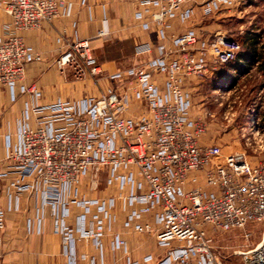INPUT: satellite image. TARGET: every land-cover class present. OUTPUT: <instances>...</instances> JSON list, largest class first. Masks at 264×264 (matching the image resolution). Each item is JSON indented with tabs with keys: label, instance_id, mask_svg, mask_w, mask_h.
<instances>
[{
	"label": "built area",
	"instance_id": "1",
	"mask_svg": "<svg viewBox=\"0 0 264 264\" xmlns=\"http://www.w3.org/2000/svg\"><path fill=\"white\" fill-rule=\"evenodd\" d=\"M139 2L156 7L152 16L164 37L165 19L175 14L187 19L196 2L208 14L246 0ZM0 6L10 16L0 36V87H6L12 98L17 90L33 98L25 104L14 138L7 135L5 140L7 169L0 175L14 173L16 179L7 190L6 206H0V226L6 211L17 209L18 194L28 190L40 194L49 206L64 243L72 240L75 230L101 250L102 237L111 234L112 247L127 252L125 237L112 232L113 210L120 200L123 227L152 234L158 245L167 247L155 264H227L215 253L204 226L227 230L264 221V159L251 164L241 151L223 155L218 144L202 143L207 122L191 115L185 82L236 60L239 40L219 32L200 38L185 30L172 35L171 48L159 55L107 73L89 39L77 38L60 49L55 67L71 79L90 77L98 85L105 78L111 84L98 94L40 104L36 84L22 82L26 63L38 55L18 31L38 28L68 12V7L61 0H0ZM135 17L142 18V10ZM142 25L148 27V22ZM149 51L147 42L135 45V54ZM156 74H162V83ZM227 87L220 90L222 116L231 119L234 103L224 98ZM132 98L140 102L138 113L131 112ZM255 129L254 136L264 135L263 127ZM101 170L108 191L98 197L81 196L83 182L88 189H97ZM69 204L82 210L74 227L66 223ZM68 254L67 264H73L74 255ZM242 254L251 264H264V236ZM2 259L0 239V264ZM144 260L151 261L152 256ZM128 263L137 264L130 259Z\"/></svg>",
	"mask_w": 264,
	"mask_h": 264
},
{
	"label": "crops",
	"instance_id": "2",
	"mask_svg": "<svg viewBox=\"0 0 264 264\" xmlns=\"http://www.w3.org/2000/svg\"><path fill=\"white\" fill-rule=\"evenodd\" d=\"M61 1L68 7V12L50 22H43L38 28L18 31L24 42L38 55L36 59L26 63L22 82L36 84L39 90L37 101L40 104L52 102L56 98L74 99L98 93L89 79L84 81L71 79L55 67L54 60L65 43L77 38H88L102 69L112 73L121 68L139 64L171 48V36L174 34L193 30L200 38L207 37L204 30H208L210 26H206L203 22L205 16L213 13L223 14L222 11L228 10L227 7H221L205 14L201 5L196 2L193 4L192 14L187 19H180L178 14L166 18L165 36L161 37L159 24L152 16L156 7L141 4L140 0ZM187 5L185 3L182 7ZM137 10H142V18L135 17ZM9 21L10 16L0 6V36L5 34L4 27ZM144 21L148 22V27H143ZM144 42L150 45V51L135 54V45ZM263 50L261 47L241 48L238 58L233 62L218 65L213 72L203 77L187 78L185 85L191 94V115L205 118L207 113L214 118L220 111V114H223L224 99L221 97L220 90L225 84L228 87L224 98L227 100L233 98L230 100L234 103L233 117L245 120L258 117L261 110H264V102L260 96H257L264 91V85L261 83L264 82V65L259 57ZM155 78L162 83V74H156ZM110 84L111 82L105 78L101 80V87ZM247 88H249L248 91ZM238 90H244V93L239 95ZM247 92L251 95L248 103ZM31 100L33 98L30 94L21 93L18 90L15 98H12L6 87H0V170L7 169V164L3 160L6 137L9 135L10 138H14L18 119L21 117L25 104ZM209 104L212 106L210 110ZM131 108L132 113H138L140 102L132 98ZM215 118L217 120V117ZM30 121L34 122L32 118ZM15 179L14 173L0 175L1 207L6 206L7 190L11 191V183ZM23 181H28V178ZM105 193L97 189L83 190L80 195L92 198ZM69 205L71 214L66 218V223L74 227L76 216L82 210L74 204ZM122 208V201L117 200L113 210L116 219L112 225V232L120 233L125 237L127 252H124L122 248L112 247L113 235L111 234L102 237L100 250L90 237H83L75 230L72 240L64 243L61 234L55 231L49 206L43 204L42 196L28 190L22 191L18 194L17 209L6 211L3 224L0 226L2 264H67L68 253L74 255L73 264H129L128 259L136 261L137 264H155L167 247L158 245L152 234L137 233L123 227L125 211ZM147 217L153 219L152 215ZM148 254L152 256L151 261L144 260Z\"/></svg>",
	"mask_w": 264,
	"mask_h": 264
},
{
	"label": "rangeland",
	"instance_id": "3",
	"mask_svg": "<svg viewBox=\"0 0 264 264\" xmlns=\"http://www.w3.org/2000/svg\"><path fill=\"white\" fill-rule=\"evenodd\" d=\"M233 6L232 8L228 6V10L222 11L223 14L218 15L213 13L205 16V21L203 20V22H205L206 26H210V28L204 30V34L212 36L214 33L219 32L234 37L239 40L241 48L247 47V43L250 40H254L256 47H260L264 42V0H246L245 3H236ZM207 17L208 19H206ZM85 79H89L92 86L97 88L96 92L98 93L108 86L101 87L102 79H100L98 85L94 84L90 77H85L81 80L84 81ZM261 83L264 85L263 81ZM238 91L240 92H238L239 95L242 92L244 93V90ZM257 96H260L262 102H264V91ZM246 98L248 103L251 98L248 92ZM232 99L230 98V100ZM238 99L242 100L241 97H238ZM211 107L209 104V110ZM221 110L223 109L221 108ZM262 110L259 113L261 116L258 115V117L253 119V124L251 119L224 118L220 114L221 111L218 112L219 115L217 113L215 115L217 120L215 117L213 118L205 113L207 130L201 137V142L218 144L221 147L223 155L229 152L241 151L246 155L247 160L251 164L257 163L264 159V135L260 137L257 134L255 136L253 134H255L256 126L264 127V110ZM105 178L106 173L104 170H101L97 191H108L105 187ZM79 189L81 191H91V189H88L86 182H83ZM204 227L212 239L215 253L224 259L227 264H251L249 259L245 260L242 251L253 249L262 241L264 236V221L249 222L243 228L227 230L210 225H207V227L205 225Z\"/></svg>",
	"mask_w": 264,
	"mask_h": 264
},
{
	"label": "trees",
	"instance_id": "4",
	"mask_svg": "<svg viewBox=\"0 0 264 264\" xmlns=\"http://www.w3.org/2000/svg\"><path fill=\"white\" fill-rule=\"evenodd\" d=\"M247 47H256L255 41L250 40L249 43H247ZM260 47L264 49V42L261 44ZM259 57L262 59L261 63L264 65V50L259 54Z\"/></svg>",
	"mask_w": 264,
	"mask_h": 264
},
{
	"label": "bare ground",
	"instance_id": "5",
	"mask_svg": "<svg viewBox=\"0 0 264 264\" xmlns=\"http://www.w3.org/2000/svg\"><path fill=\"white\" fill-rule=\"evenodd\" d=\"M228 84V83H227Z\"/></svg>",
	"mask_w": 264,
	"mask_h": 264
}]
</instances>
